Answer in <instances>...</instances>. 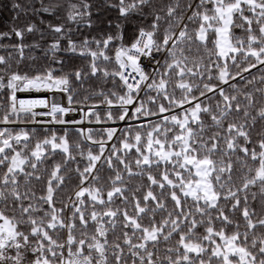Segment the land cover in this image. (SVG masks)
Segmentation results:
<instances>
[{
    "label": "snow or ice",
    "instance_id": "6c2138e0",
    "mask_svg": "<svg viewBox=\"0 0 264 264\" xmlns=\"http://www.w3.org/2000/svg\"><path fill=\"white\" fill-rule=\"evenodd\" d=\"M11 7L0 264H264V0Z\"/></svg>",
    "mask_w": 264,
    "mask_h": 264
},
{
    "label": "trees",
    "instance_id": "16d2710c",
    "mask_svg": "<svg viewBox=\"0 0 264 264\" xmlns=\"http://www.w3.org/2000/svg\"><path fill=\"white\" fill-rule=\"evenodd\" d=\"M13 2L21 3L22 5L35 3L36 7L39 8L40 0H0V32H8L12 28H26L30 24H35L38 29H40L44 35L41 37V31H36L31 34L26 33L25 35V43H40L41 45H47L53 39L52 35L47 29V24L51 22L52 24H58L63 22V20H57L50 14L41 13L38 15H33L31 10L28 11L27 14L21 13L19 17H17V13L12 9L11 5ZM46 2L55 3L56 0H46ZM107 19H113L116 13L106 12L105 13ZM41 20L44 23H41ZM134 25H129V29H131ZM16 38L12 37L11 41H4L3 43L15 42ZM37 55L41 53L39 51L36 52ZM78 63V62H77Z\"/></svg>",
    "mask_w": 264,
    "mask_h": 264
},
{
    "label": "built area",
    "instance_id": "2783aa9c",
    "mask_svg": "<svg viewBox=\"0 0 264 264\" xmlns=\"http://www.w3.org/2000/svg\"><path fill=\"white\" fill-rule=\"evenodd\" d=\"M27 94H21V98H24Z\"/></svg>",
    "mask_w": 264,
    "mask_h": 264
}]
</instances>
